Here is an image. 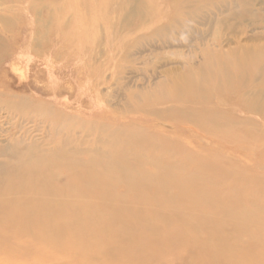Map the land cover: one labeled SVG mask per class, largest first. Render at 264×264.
<instances>
[{"label": "bare ground", "instance_id": "6f19581e", "mask_svg": "<svg viewBox=\"0 0 264 264\" xmlns=\"http://www.w3.org/2000/svg\"><path fill=\"white\" fill-rule=\"evenodd\" d=\"M132 1L124 0L125 8ZM164 4L166 15L153 12L148 18L142 9L137 11L135 16L141 24L159 23L164 17L166 21L148 30L147 34H141L135 47L138 46L140 51L145 40L153 48L155 44L165 49L187 47L192 55L184 56L181 72L166 71L154 86L143 92L139 89L140 93L133 91L136 110L173 103L175 105L158 112L150 110L153 115L168 116L179 124H192L227 144L232 143L235 133L245 136L250 130H261L258 123H264V44L256 47L251 44L254 48H248L237 39L236 47L225 50L226 39L222 36L223 27L233 26L232 19L245 17L244 9L249 6V0H164ZM155 5L152 0L148 6L154 9ZM200 26L208 27L210 31L200 30ZM198 53L200 61H197ZM132 62L134 66L138 64H135L137 59ZM44 113L55 117L52 126L57 133L67 131L59 140L62 146L54 150L36 142L22 141L9 150L10 156L24 169L9 164L0 167V227L19 231L33 242H43L48 254L71 256L75 251L74 254L83 255V261L69 257L57 264H100V261L102 264H162L161 260H165L172 247L164 248L154 257L157 241H173V245L180 246L183 256L190 258L189 264H262L260 258H253L259 255L262 244L264 248V231L260 227L264 219L256 214L264 213V200L257 198L264 193V183L244 182L242 186L234 184L228 192L220 191L214 186L221 180L187 161L191 156L186 148L181 147L178 152L168 150L176 143L180 146L181 141L142 135L128 138L127 135L120 136L121 132L116 138L113 135L107 140H96L100 145L86 150L89 159L86 162L80 158L84 150L73 146L77 140L83 143L84 137L73 140L75 136L67 130L71 119L50 109ZM205 159L200 156V161ZM54 161L64 162L72 169L87 167L81 174L83 178L73 179L65 198L57 201L54 200L56 194L48 188L50 181L43 176ZM145 162L153 164L155 170L140 169ZM96 165H100L99 169L106 165L108 173L102 171L103 176L109 175V178L121 173L130 190L141 188L142 191L137 197L112 194L109 187L98 183L101 176L94 170ZM39 168L42 171H38ZM181 170L186 173L180 174ZM5 175L21 180L14 182ZM26 177L31 178L30 183L24 181ZM5 186L19 190L21 196H4L1 188ZM37 194H42L43 198L34 199ZM112 198L116 202L108 205L107 200ZM225 200L232 206L220 205ZM12 214L19 217L12 218ZM104 216L111 217L104 222L100 220ZM68 221L76 225L83 223L85 228L77 229L80 231L77 232L65 225ZM7 234L0 239V249L7 240L17 238ZM70 239L75 240L77 246L72 245ZM143 240L149 245L140 249L138 243ZM250 242L254 251H244L243 245ZM28 255L26 257H30Z\"/></svg>", "mask_w": 264, "mask_h": 264}, {"label": "rangeland", "instance_id": "374dc122", "mask_svg": "<svg viewBox=\"0 0 264 264\" xmlns=\"http://www.w3.org/2000/svg\"><path fill=\"white\" fill-rule=\"evenodd\" d=\"M137 1L139 0H133L125 8L124 0H0V163H2L0 167L9 164L15 165L20 170L24 169L19 167L21 165L17 164L10 156L11 152L9 153V150L19 142H36L54 150L62 146L59 140L67 131L57 133L53 129L52 122L55 117L52 118L44 113L45 110L50 109L71 119L67 130L75 136L73 140L80 139V136L84 137L83 143L77 140L73 146L77 145L84 150V155H80V158L85 161L89 160L86 150L100 145L96 140H107L113 135L118 136L121 132L120 136L127 135L128 138L142 135L181 141L180 146L176 143L168 150L178 152L181 147L186 148V151L190 152V159H193L191 161L187 158V161L221 180L220 184L214 186L220 191L228 192L234 184L242 186L244 182L264 183V123H258L261 130L249 128L250 136L235 133L233 137L236 140L233 138L232 143L227 144L221 142L216 135L198 129L192 124H179L177 120L174 121L168 116H156L151 112L169 108L175 105L173 103L136 110L132 101L134 92L140 93L154 86L164 77L166 71L181 72L184 66L183 60L192 55L190 48L187 47L165 49L155 44L156 47L153 48L145 40L142 41L144 48L139 51V47L135 46L141 39V34H147L148 30L165 23L166 17L159 23L141 24L138 21L139 17L135 16L137 11L142 9L143 15H148L149 18L153 12L155 15L164 13L166 15L167 7L164 0H155L154 9L148 6L152 0H141V4ZM248 5L244 9L246 12L242 20L232 19L231 28L223 27L222 36L226 39L225 47L223 46L225 50L236 47L237 39L248 48L264 44V0H249ZM121 7H124L123 10ZM133 11L136 12L131 13ZM203 27L198 28L205 32L210 31L208 27ZM198 56L197 61H200L201 57ZM136 59L135 64H138L134 66L132 61ZM146 66L150 68L149 71ZM200 156L206 159L200 161ZM51 163L43 176L45 180L50 181L48 188L56 194L54 200L57 201L65 198L67 194L65 192L72 188L73 179L83 178L81 174L87 167L72 169L64 162ZM150 164L145 162L140 169L155 170L154 165ZM105 166L101 165L99 169L100 165L99 167L96 165L94 170L101 176L98 183L109 187L112 194L137 197L142 191L141 188L130 190L121 173L117 176L110 175L114 177L109 178H107L109 175L103 176L102 171L108 173ZM38 171H42V168ZM179 172L185 174L186 170ZM5 176L6 179L14 182L21 180L17 176ZM24 181L30 183L31 178L26 177ZM1 192L4 196H21L19 190L7 186L2 187ZM42 198V194H37L34 199ZM257 198L264 200V193ZM107 201L108 205L116 202L114 198ZM220 205L232 206L227 200L221 201ZM256 214L264 219L263 211ZM18 217L19 215L12 214V218ZM110 217L104 216L100 220L109 221ZM95 218L99 220L98 217ZM156 223L159 225V222ZM65 225L74 230L85 228L83 223L76 225L72 221H68ZM260 227H263L264 231V224ZM78 230L77 232H80ZM9 233L17 238L7 240L1 247L0 264H57L69 257L84 260L83 255L78 252L74 254L75 251L71 256L62 254L60 257L52 253L48 254L43 248V242H33L27 238L28 236L23 237L19 234V231L16 233L11 229L0 227V239H4ZM70 240L72 245L77 246L75 240ZM149 240L153 241V239ZM172 243L173 241H157L155 243L157 252L154 257L160 255L159 252L164 248L172 247L169 254L164 257L165 260H161L162 264H189L190 258L183 256L182 248ZM138 244L140 249L149 245L146 240ZM123 245L127 244L123 242ZM262 245L258 251L259 255L253 259L260 258L264 264ZM68 246L70 247V242ZM243 248L244 251H254L251 242L245 243ZM28 251H33L35 254L28 255L26 254ZM150 258L151 256L148 257Z\"/></svg>", "mask_w": 264, "mask_h": 264}]
</instances>
